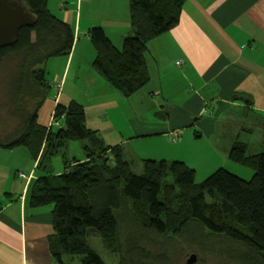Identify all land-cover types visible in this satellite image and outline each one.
Wrapping results in <instances>:
<instances>
[{
  "label": "trees",
  "instance_id": "obj_1",
  "mask_svg": "<svg viewBox=\"0 0 264 264\" xmlns=\"http://www.w3.org/2000/svg\"><path fill=\"white\" fill-rule=\"evenodd\" d=\"M22 1L34 23L22 27L11 45L0 47V62H16L9 112L17 122L8 134H0V148L25 147L45 174L32 183L30 199L52 204L49 242L55 260L65 264L63 257L80 255L82 264H107L89 244L94 235L106 252L118 256V264H168L169 250L185 237L231 264H264V152L250 153L244 143L234 142L227 157L251 168V178L219 167L195 182V170L178 160L143 159L142 172L134 173L124 148L106 145L87 126L78 101L55 105L50 118L55 129L40 124L38 111L51 87L42 66L69 54L74 32L49 10L48 0ZM184 2L128 0L130 34L120 48L102 27L89 31L93 70L124 96L139 90L149 81L148 42L178 24ZM71 141L79 143L85 160L70 157ZM55 156L63 166L58 175L51 164ZM239 188L248 192L247 226L238 218Z\"/></svg>",
  "mask_w": 264,
  "mask_h": 264
},
{
  "label": "crops",
  "instance_id": "obj_2",
  "mask_svg": "<svg viewBox=\"0 0 264 264\" xmlns=\"http://www.w3.org/2000/svg\"><path fill=\"white\" fill-rule=\"evenodd\" d=\"M47 6L71 26L74 42L69 54L47 60L51 87L40 124L50 125L57 103L75 100L84 107L87 126L106 145L122 146L133 164L186 163L184 150H197L206 137L201 163L208 150L214 157V149L225 150L224 168L231 165L227 155L234 142L251 148L239 137L264 131V0H185L178 24L148 42L149 81L130 96L93 70L89 41L90 29L100 26L121 47L130 34L128 0H48ZM257 149L264 150V137ZM69 155L86 159L76 141L69 142ZM51 164L54 175L63 171L59 156ZM43 176L28 150H0V264H59L49 242L52 204L30 199L32 183Z\"/></svg>",
  "mask_w": 264,
  "mask_h": 264
},
{
  "label": "rangeland",
  "instance_id": "obj_3",
  "mask_svg": "<svg viewBox=\"0 0 264 264\" xmlns=\"http://www.w3.org/2000/svg\"><path fill=\"white\" fill-rule=\"evenodd\" d=\"M53 58V57H52ZM51 59V58H50ZM50 63L46 67V63L42 66L43 68L49 69L51 66ZM54 67V63H53ZM55 69V68H54ZM16 71V62L15 59H7L0 62V134L6 135L13 130L17 125V122L13 115L9 112L12 108V102L10 101V84L13 78V75ZM45 77H47V71H45ZM47 79V78H46ZM48 80V79H47ZM46 103L43 102L41 109L38 111L37 120L39 121L43 115L46 113ZM54 119V117H52ZM57 126V125H50ZM259 126V125H257ZM257 129V132L253 135L244 134L239 137V141H245L251 145L250 153H259L264 152V150H254L257 148V142L264 137V131L262 129ZM204 137L203 139H205ZM200 140L197 146V150H184V157L186 158V164L195 170V182H200L205 179L210 173L220 167L222 165V161L220 157L224 156L225 150L214 149L216 157H214L211 152L208 150V157L205 158V162L201 163L199 159V154L204 150L201 148L206 147L208 140ZM257 140V141H256ZM211 142V140H209ZM14 150H26L25 147H16ZM13 149H3L0 150H13ZM205 153L201 155V158H204ZM224 160V157H222ZM170 159L168 162L172 161ZM179 160V159H174ZM226 160V159H225ZM139 162V161H138ZM225 162V161H224ZM140 163V162H139ZM185 163V162H184ZM228 164L226 167L227 171L233 172L244 180H248L251 178L253 174V170L249 167H245L240 164H235L230 162L231 165ZM223 167V166H222ZM134 173L142 172V162L140 165L136 162L131 168ZM237 209L239 211V222L242 225L247 226L250 221V215L248 211V192L246 189L239 188L237 191ZM208 233L204 231V234ZM91 239L89 240V244L99 253V255L104 259L107 264H118V256L115 254H109L106 252L101 244L99 239L91 235ZM150 251H155L154 249ZM214 250H208V252L201 251V246L197 241L190 240L189 238H179L175 245L171 247L168 252V264H187L186 259L190 256V254L194 253L196 255V261L192 264H231L230 261L224 258V256H219L217 254H213ZM65 264H82L80 255H71L65 256Z\"/></svg>",
  "mask_w": 264,
  "mask_h": 264
},
{
  "label": "water",
  "instance_id": "obj_4",
  "mask_svg": "<svg viewBox=\"0 0 264 264\" xmlns=\"http://www.w3.org/2000/svg\"><path fill=\"white\" fill-rule=\"evenodd\" d=\"M34 19L22 0H0V47L11 45L19 30L32 26ZM196 261L194 253L186 259L187 264Z\"/></svg>",
  "mask_w": 264,
  "mask_h": 264
},
{
  "label": "built area",
  "instance_id": "obj_5",
  "mask_svg": "<svg viewBox=\"0 0 264 264\" xmlns=\"http://www.w3.org/2000/svg\"><path fill=\"white\" fill-rule=\"evenodd\" d=\"M176 64L179 65V64H180V60L176 61ZM57 86L60 87V84H57ZM53 123H54V124H58V121H54ZM170 136H171V139H172L173 141H177L178 138H179V134H178V132H176V131L171 132V133H170ZM20 176H21V177H24L25 175H24L23 173H21Z\"/></svg>",
  "mask_w": 264,
  "mask_h": 264
},
{
  "label": "bare ground",
  "instance_id": "obj_6",
  "mask_svg": "<svg viewBox=\"0 0 264 264\" xmlns=\"http://www.w3.org/2000/svg\"><path fill=\"white\" fill-rule=\"evenodd\" d=\"M179 139V138H178Z\"/></svg>",
  "mask_w": 264,
  "mask_h": 264
}]
</instances>
